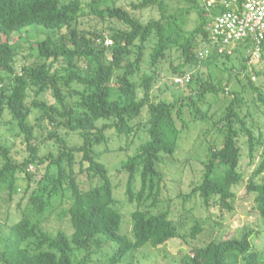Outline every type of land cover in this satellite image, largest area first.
<instances>
[{
	"label": "trees",
	"instance_id": "trees-1",
	"mask_svg": "<svg viewBox=\"0 0 264 264\" xmlns=\"http://www.w3.org/2000/svg\"><path fill=\"white\" fill-rule=\"evenodd\" d=\"M129 10L154 11L157 18L143 23L113 0H0V201L11 202L20 174L28 193L22 207L17 203L15 221L0 247V264H121L145 246L158 249L172 241L190 251L179 264H264V251L258 252L249 240L259 234L258 226L237 239L191 247L187 238L195 239L203 228L195 223L189 235H179L170 217V199H161L163 168L179 162L176 152L183 135L196 123H209L201 136L205 159L182 162L181 169H186L180 172L189 174L190 190L178 191L181 206L189 203L197 212L216 207L215 225L220 226L233 215L234 188L243 184L264 232V70L248 69L245 47H235L230 56L211 48L199 57L210 49L209 20L199 0H140L130 3ZM192 14L195 25L187 30ZM85 16L114 25L86 31L79 28ZM34 27L44 35L28 41L35 59L16 70L20 44L11 42L12 35ZM172 53L177 54V65L172 64ZM167 60L171 78L188 75L189 93L155 102L152 89L159 81L160 64ZM220 101L225 103L220 114L209 113ZM33 111L38 121L46 122L43 140L53 141L55 154L38 155L42 142L29 122ZM4 125L16 128L25 146L21 162L16 163L11 147L1 143ZM141 129L146 139L116 169L127 173L125 195L127 203L135 205L129 237L120 233L119 200L98 159L131 146ZM108 130L115 139L125 140L124 149L105 145ZM68 135H76L80 143L69 145ZM100 145L102 150L95 151ZM258 149L261 158L255 165ZM245 157L246 167L255 165L248 177L242 169ZM38 166H43L42 172H28ZM36 175L40 176L34 180ZM51 218L55 226L46 227ZM105 243L111 253L104 262L93 261L92 255Z\"/></svg>",
	"mask_w": 264,
	"mask_h": 264
},
{
	"label": "rangeland",
	"instance_id": "rangeland-1",
	"mask_svg": "<svg viewBox=\"0 0 264 264\" xmlns=\"http://www.w3.org/2000/svg\"><path fill=\"white\" fill-rule=\"evenodd\" d=\"M116 7L124 8L125 10H129L130 3H137L140 0H113ZM130 13L138 17L143 23H146L150 19H156L157 14L154 11L144 10L141 13L132 12ZM195 14L190 16V22L187 25V30H191L195 25ZM113 26L114 23L109 24L107 21H99L93 16L91 17H82L79 21V28L86 31H101L106 26ZM117 27H121L120 25H116ZM43 32L39 28H29L27 33H14L12 35L11 42H18L20 44L18 56L14 61V65L16 70L22 65L31 64L36 56V52L34 50L29 49L28 41H33L34 39L43 38ZM54 39L58 38V34L54 33L52 36ZM109 40L105 42L108 44ZM31 53V56H29ZM25 57V58H22ZM177 54L172 53L171 60L173 65L178 64V60L176 59ZM169 59V60H170ZM167 60L160 64V77L159 81L155 84L152 89L151 97L153 101L158 102L160 100L170 101L173 97L177 96H185L189 93V89L185 85L179 86H171V75H170V61ZM250 67H254L255 69L264 70V61L261 62H252ZM248 67V69L250 68ZM203 75L206 76L205 69L203 70ZM254 82H256L254 80ZM169 86V89L166 87ZM48 103L52 104L53 100L49 96V94H45L44 96ZM31 98H28V102H31ZM229 98V97H228ZM228 98L226 101H228ZM74 97L72 101H75ZM207 101L211 102L212 97L207 96ZM225 103L219 102V104H212L209 108L208 112L213 113L215 111L216 115L220 114V110L224 107ZM208 105L205 103L202 105V109L206 110ZM141 116V121L145 120L146 114L145 109L143 110ZM9 117L6 115L4 120L7 121ZM29 122L34 126L35 135L42 142L39 145L38 155L44 156L45 154L52 152L55 154V146L53 141H46L43 138L46 136L47 131L43 130L46 125L45 121H38V112L33 111L29 117ZM38 123V124H37ZM209 127V123H196L193 128L190 129L189 132L185 133L178 145V151L176 152V156L179 159V162L169 166V168H163L164 181L162 183L161 188V199H170L169 206L171 210L170 217L174 219L178 227L179 235L187 236L190 233L191 227L198 223L203 228L202 232L199 233L195 239L190 240L187 238V243L191 247H202L205 246L210 241H220L227 239H237L243 233L253 231L257 228L260 230L259 234H255L250 237V244L252 247L258 252L264 251V232L262 231L263 220L259 221V218L253 209V197L251 195H247L244 192L243 184L234 188V192L236 195V201L234 204V213L231 216L229 221L222 222L220 226L215 225L217 221H219V213L216 207H211L207 212L204 211H191L189 203H186L184 207L181 206V198L177 197L178 191L181 190L183 194H187L190 190L188 186V178L189 174L181 173L183 170L182 162L186 159H193L198 161H203L205 159V146L201 143V139L203 137V132ZM143 129V127H142ZM141 130L137 132L138 138H136L133 144L127 148H125V140L122 138L121 140L115 139V135L112 130H108L106 132V136L108 137V146L109 149L114 150L119 146L124 150L120 152H111L107 154H102L99 157V162H101L107 169L111 184L114 186V194L115 197L119 200L118 210L122 217V222L120 225V233H126L130 237V229H131V218L130 213L134 210L135 205H129L127 203L126 195H125V187L128 175L124 171L118 172L116 169L120 168V165L123 161L127 159L128 156L132 155L135 151V148L139 145L140 142L146 139L145 133ZM17 130L12 125H4L1 127V143L5 144L8 147H11L10 154L13 157V160L18 163L23 160L26 156L25 146L21 142V139L16 136ZM61 135H64V131L61 132ZM196 135L198 138L196 139ZM202 136V137H201ZM66 141L69 145H78L80 143L79 138L76 135H68L65 136ZM104 146L100 145L95 148V151L102 150ZM261 149H258L255 153V165L261 158ZM244 154L246 151L244 150ZM248 159L245 157L242 161V169L246 177L249 176L251 171L254 169L255 165H251L246 167ZM187 163V162H186ZM1 165V164H0ZM39 172L43 171V166H38V168H28V172L35 173L37 170ZM186 169V167L184 168ZM40 175H36L34 180H36ZM80 179L85 180L83 177ZM93 184L96 182L95 179L91 181ZM34 182L30 183L33 185ZM16 194L13 195L10 203H5L0 201V247L5 243L4 239L8 233V227L11 225L12 221H15V213L17 203L21 204V207L25 203L28 193L24 192L26 187V180L23 175H19V179L16 184ZM135 190L139 189V183L136 181L134 185ZM8 213V216H7ZM7 218L10 222L6 221ZM52 218L46 224V227L55 226ZM110 244L105 243L102 248L95 254L92 255L93 261L104 262L107 256L111 253L109 249ZM189 249L186 245L182 244L179 241H172L158 249H152L149 246L143 247L141 250L134 252L130 256H126L121 264H179L182 256L189 254ZM78 254L79 252H73Z\"/></svg>",
	"mask_w": 264,
	"mask_h": 264
},
{
	"label": "built area",
	"instance_id": "built-area-1",
	"mask_svg": "<svg viewBox=\"0 0 264 264\" xmlns=\"http://www.w3.org/2000/svg\"><path fill=\"white\" fill-rule=\"evenodd\" d=\"M209 22L206 26L210 49L199 53L205 57L213 48L217 54L232 55L235 47H245L248 67L258 62L264 38V0H199ZM254 80V77H251ZM188 75L172 78L175 86L185 85Z\"/></svg>",
	"mask_w": 264,
	"mask_h": 264
}]
</instances>
